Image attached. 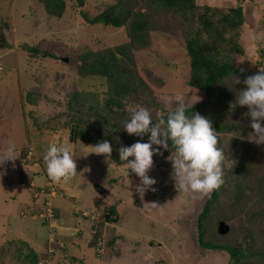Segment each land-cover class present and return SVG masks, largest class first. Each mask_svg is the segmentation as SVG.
Segmentation results:
<instances>
[{
  "label": "rangeland",
  "instance_id": "obj_1",
  "mask_svg": "<svg viewBox=\"0 0 264 264\" xmlns=\"http://www.w3.org/2000/svg\"><path fill=\"white\" fill-rule=\"evenodd\" d=\"M116 1L87 0L82 7L75 0H64L66 9L62 17H57L48 12L43 0H0V37L2 44L7 45L0 47V150L6 148L11 140L18 156L14 162L4 165L6 172L0 175V264H32L28 257L32 248L43 255L41 263H66V260L69 264L227 263L228 251H212L197 243V215L210 194L200 195L180 190L170 177L172 169L169 164L154 162L149 175L157 181L154 185L156 190L149 191L141 199L135 191L139 178L134 173L130 171L129 177H125L121 171L123 166L114 169L106 162L95 160L87 189L79 203L73 206L78 218L72 219L63 215L65 208L59 207L60 181L55 182L58 189L52 195L48 189L49 179H46V192L42 191L38 195L36 176L31 177V173L23 175L27 170L33 171L32 165L44 156V153L38 152L41 149L37 150L35 143L29 139V131L34 130L36 121L50 119L52 123L57 120L56 113L62 109L58 105L63 104L65 97L74 88L82 86L77 72L83 62L82 51L89 48L103 49L128 40V25L115 27L104 23L91 24L82 16L86 11L90 17H94ZM135 1L136 9L148 13L152 11L143 0H133L132 3ZM197 1L224 8L239 3L243 6L245 23L240 29L239 43L244 52L236 55L237 62L240 67L264 71V0ZM150 25L152 44L136 53L139 75L160 94L167 106L175 107L180 101L187 106L195 103L201 98V93L188 84L190 64L180 35L181 29L176 22L167 19L164 12L156 13ZM26 44L40 45V52L30 53L25 48ZM243 80L240 79L239 84H235V79L226 82L234 102L240 89L245 87ZM28 91H32L34 96L39 92L44 96L33 105L26 101ZM129 98H125V104L130 102ZM54 101L58 103L55 109ZM247 110L246 106H237L231 111L236 117L233 120L241 122L242 127L237 133L242 138H239V142H227L230 135H236L235 131L223 132L218 138L225 137L226 142L222 140V145L226 150L224 157L228 161V168L237 159H249L258 167L248 174V180L256 187L254 189L260 191L258 175L260 169L264 168V144L258 145L252 140L254 130L250 125L246 126ZM37 116L40 118L37 119ZM112 118H117L119 123L124 119L120 114ZM261 123L264 124V121ZM30 135L34 136V132ZM53 143L58 146L61 144L56 141ZM65 144L70 148V143ZM46 145L44 143L42 149L46 150ZM72 150L73 147L70 152ZM29 151L33 152L30 156ZM22 176L25 179L23 181ZM113 178L116 182L111 184L109 180ZM224 178L228 190L220 194L218 208L228 215V220L220 221H226L232 232L222 234L223 237L214 235L216 241L234 245L249 238V251H263L264 211L259 210L263 203L257 208L261 197L258 200L253 196L248 202V212L257 209L259 214L247 221V212L240 210L241 204H238L232 191L233 175L227 172ZM29 179L33 182L30 187L27 184ZM108 182L107 190H101V193L95 187L96 183L106 185ZM249 193L253 195L252 190ZM148 202L156 204L151 206L146 204ZM112 204H116L118 211L117 215H111L117 217L113 223L107 221L103 214L104 209ZM94 208L96 214H93ZM39 209L42 210L37 214ZM219 209L216 208L218 212ZM220 221L214 218L211 220L210 230L213 233L216 229L218 231ZM241 223L244 226L240 228ZM96 233H102L106 241H113V247L110 245L107 252L101 251L104 253L101 257L97 255L99 243L94 236ZM209 234H205V240L210 239ZM63 245L69 246L74 258L66 257L65 251L60 249ZM252 257L244 258V262L261 264L258 262L260 259L264 264V257Z\"/></svg>",
  "mask_w": 264,
  "mask_h": 264
},
{
  "label": "trees",
  "instance_id": "obj_2",
  "mask_svg": "<svg viewBox=\"0 0 264 264\" xmlns=\"http://www.w3.org/2000/svg\"><path fill=\"white\" fill-rule=\"evenodd\" d=\"M86 1L75 0L78 6L82 7ZM132 1L117 0L107 5L94 17H90L86 11H82V16L91 24L104 23L115 27L128 25V40L103 49L89 48L82 51L83 62L77 71L82 86L69 92V96L65 97L63 104L60 103L64 108L54 101V109L56 105L62 107L61 112L56 113L57 120L51 123L50 119H43L42 117V121H36L37 123H35L33 118L35 125L39 129L47 128L54 132L60 128H68L70 139L74 142L95 145L97 142L106 139L112 146L111 158L117 164L123 165L124 162L119 160V148L130 146L141 138L127 134L122 128L123 122L119 123L117 118L112 117L120 114L124 121L133 110L144 107L150 111L154 120H158L161 116L166 117L167 113L173 111L176 107L167 106L160 94L150 87L149 83L139 75L137 70L136 53L152 44L150 20L156 13L164 12L167 19L176 22L181 29L180 35L184 40L190 64L188 84L201 93V98L187 107L186 114L199 113L209 119L217 135H222L223 132L232 133L235 131L236 135H230L227 142L229 144L239 142L241 137L237 133L240 132L242 126L239 120H233L234 114L228 111L229 102H234V97L230 95L231 91L226 87V82L235 79V77L245 79L249 75L263 71L258 68L240 67L237 62L236 55L244 52L243 46L239 43L240 29L245 23L243 6L239 3L224 8L208 3L200 4L197 0H143L145 5L152 10L148 13L145 10L136 9L134 6L136 1L134 3ZM43 2L50 14L62 17L66 9L64 0H43ZM25 48L30 53L40 52V45L31 46L26 44ZM49 55L53 54L49 53ZM240 69H244V71L241 72ZM42 96H44L43 93L39 92L34 96L32 91H28L26 101L34 105ZM127 97H131L129 98L130 102L125 104V98ZM39 118L40 116H37V119ZM247 118L246 126L251 123L248 115ZM220 139L217 138V147L225 153L226 150L222 145L224 141L226 142L225 137ZM143 140H147V135ZM247 141L249 140L247 139ZM162 153V155H154L153 161L160 165H171V162L166 159L170 155V151L162 149ZM227 162L224 157L222 163L223 183L205 198L203 207L197 215V243L201 247H206L212 251H228L229 258L226 264H245L246 262L249 264V261L244 262V258L264 257V250L249 251L247 245L249 244V238H244L243 242L234 245L217 242L214 235L223 236L217 229L215 233L210 230L212 227L211 220L213 218L217 221H220V219L228 220V215L222 213V209L218 208L220 194L228 190L224 178L227 172L233 175L231 181L232 191H234L238 204H241L240 210L247 212L246 220L259 214L257 209L248 212L247 204L253 196L258 200L259 196L261 197L257 208L262 202L263 205L260 206L259 210L264 211V168L260 169L258 175L261 186L259 191L254 189L256 187L248 180V174L257 170V166L253 165L249 159L234 160L229 168ZM21 180L25 179L22 177ZM115 180V178L111 179L110 183L116 182ZM95 186L100 193L101 190H107V187L103 185L96 184ZM42 187H37V189ZM249 190H252L253 195H250ZM32 193L34 194V191ZM216 208L220 211L218 212ZM41 210H37V214ZM104 211L103 214L107 221L112 223L117 221V217L111 216L118 214L116 204L109 205ZM95 212L96 209L94 208L93 214H96ZM55 213L57 212L55 211ZM219 214H222V216ZM243 226V223L239 225L240 228ZM230 231L232 232L231 229ZM207 232L210 233V239L205 240ZM94 236L96 242L102 243L106 252L110 245L113 247V241H106L102 233H96ZM23 243L27 244L24 241ZM60 249L63 252L65 251L66 257L71 256L72 252H70L68 245H63ZM1 253L2 248H0V255ZM50 254H53V252ZM28 257L32 264H69L67 260L66 263L61 261L41 263L43 255L41 256L34 248L29 252ZM63 257L61 258L64 260ZM258 262L262 264L260 259Z\"/></svg>",
  "mask_w": 264,
  "mask_h": 264
},
{
  "label": "clouds",
  "instance_id": "obj_3",
  "mask_svg": "<svg viewBox=\"0 0 264 264\" xmlns=\"http://www.w3.org/2000/svg\"><path fill=\"white\" fill-rule=\"evenodd\" d=\"M240 71L243 72L244 69ZM239 83H241L239 77H235V84ZM243 84L245 87L240 89L235 102H229L228 111H233L237 106H246L247 115L251 119L250 127L254 130L252 140L258 145L264 144V124L261 123L264 121V71L247 76ZM187 107L185 102L180 101L173 111H169L166 117L161 116L158 120L153 119L147 108L140 107L133 110L123 121L122 128L127 134L141 138L130 146L119 148V160L124 162L121 171L125 177H129L131 171L139 178L135 191L141 199L149 191L156 190L154 185L157 181L149 172L154 165L153 156L162 155V149L170 151L166 158L171 162L170 177L175 186L183 192L207 195L223 183L224 153L217 147V132L211 121L201 114H186ZM146 135L147 140L144 141ZM111 152L112 146L105 139L91 145V150L87 154H103L107 163L111 161ZM17 157L15 144L9 140L7 147L0 150V175L6 172L4 165L14 162ZM43 160L48 179L51 181L67 182L77 173L76 161L67 146L49 144ZM112 163L113 161L109 165ZM44 186L37 189L38 195L42 191L46 192ZM146 204L154 206L156 203ZM101 246L102 249L97 246L99 257L104 254L101 251L105 250L102 243Z\"/></svg>",
  "mask_w": 264,
  "mask_h": 264
},
{
  "label": "crops",
  "instance_id": "obj_4",
  "mask_svg": "<svg viewBox=\"0 0 264 264\" xmlns=\"http://www.w3.org/2000/svg\"><path fill=\"white\" fill-rule=\"evenodd\" d=\"M0 47H7V45L4 46V44H2L1 37H0ZM67 129L68 128L64 127V128H60L59 130H56L54 132V131L48 130L47 128L39 129L36 125H34V130L29 131V139H31L33 144L35 143L37 150L41 149L40 151L38 150V152H40V154L45 153V149H42V146L44 145V143H46L47 144L46 147H48V145H49L48 143H50V142L53 143L56 141L59 144L61 143L60 146L63 145V146L69 147L68 144H65L66 142H68L71 144L69 149H71L73 147V150L71 153L73 155V158L76 161L77 173L75 174V176L73 178H71L67 182L60 181L59 182L60 187H59V189L57 188L58 191L61 193V195L59 196V199H60V204H59L60 206L59 207L65 208V213L63 215L70 216L69 219H72V217L78 218V213L76 210H74L73 206L77 202L79 203V200H81L84 190L87 189L86 185L88 182H90L89 180H90V175H91V168L94 165L95 160H101L103 162H105V160H104L103 154H101V155H97L94 153L87 154L91 150L92 144L71 141L70 136H69V130H67ZM62 130L65 132L68 131V133H62L63 132ZM33 132H34V136L30 135ZM8 138H9V136H8ZM1 140H2V138H0V141ZM24 148H26V147H24ZM112 161H113V163L110 164V166L114 169H118L120 166H123V165L117 164L112 158H111V161H109L107 163L109 164ZM32 166H33V171L27 170V171L23 172V175L31 173L32 174L31 177L33 175L36 176L35 178L37 179V187L43 186L45 183V180L48 178L47 173H46V164L43 160V157L41 158V160L38 163H34ZM29 167H31V166H29ZM39 180H41V181H39ZM27 182L29 184L28 185L29 187H30V184H33V182H31V179H29ZM96 184H99V183H96ZM100 185H102V184H100ZM108 185H109V182H108V184L103 185V186L108 188ZM63 191H64V193H63ZM65 193H67V194H65ZM69 195H71V196H69ZM59 211H60V209H59ZM71 213H72V215H70ZM59 215L61 216L60 213H59ZM78 228H80V226Z\"/></svg>",
  "mask_w": 264,
  "mask_h": 264
},
{
  "label": "built area",
  "instance_id": "obj_5",
  "mask_svg": "<svg viewBox=\"0 0 264 264\" xmlns=\"http://www.w3.org/2000/svg\"><path fill=\"white\" fill-rule=\"evenodd\" d=\"M0 68H2L1 65H0ZM31 154H33V152L32 151H29L28 156H30ZM48 189L50 190V192H51L52 195H54V193L56 192V184H55L54 181H51L50 179L48 181ZM49 216H47V218L53 219V218H50ZM99 248L102 249L101 243H99Z\"/></svg>",
  "mask_w": 264,
  "mask_h": 264
},
{
  "label": "water",
  "instance_id": "obj_6",
  "mask_svg": "<svg viewBox=\"0 0 264 264\" xmlns=\"http://www.w3.org/2000/svg\"><path fill=\"white\" fill-rule=\"evenodd\" d=\"M66 60H68V58H66ZM229 230H230V225L226 221L221 220L219 222V227H218L219 233L225 234V233H228Z\"/></svg>",
  "mask_w": 264,
  "mask_h": 264
}]
</instances>
